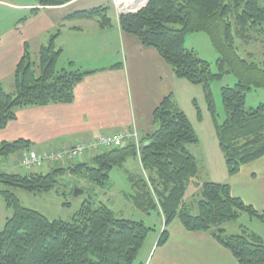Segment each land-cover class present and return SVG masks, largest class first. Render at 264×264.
I'll return each instance as SVG.
<instances>
[{
	"label": "trees",
	"instance_id": "trees-1",
	"mask_svg": "<svg viewBox=\"0 0 264 264\" xmlns=\"http://www.w3.org/2000/svg\"><path fill=\"white\" fill-rule=\"evenodd\" d=\"M37 15L41 9L62 7L75 0H36ZM112 5L73 12L66 21L96 20L101 29L112 27L109 11ZM121 30L134 36L141 46L155 48L173 70L175 77L206 93L208 110L216 117L211 84L231 73L238 83L222 88L226 120L216 123L219 148L231 176L241 168L264 157V104L246 110V97L255 86L264 88V62L256 63L254 53L245 59L239 54L238 41L251 45L264 38V7L260 0H150L139 13L121 16ZM206 33L220 55L219 73L185 45L190 33ZM52 36L33 58L26 51L15 71V90L7 92L0 84V131L17 119L19 110L49 105L72 104L75 88L89 72L59 70L63 55ZM199 120L203 117L197 108ZM155 131L143 138L125 140L120 148L104 150L87 162L71 163L69 169H52L50 174L21 175L0 169V195L12 216L0 232V264H137L140 251L153 228L143 221L118 218L103 203L86 202L73 222L51 221L42 213L26 208L11 189L33 194L50 193L57 178L66 171L83 174L97 186L110 181L114 168L124 166L132 158L141 163L142 172L129 180L134 188L130 196L136 209L146 213L157 211L165 228L158 241L162 246L169 239L167 228L176 219L190 232L211 233L238 264H264V241L243 230L240 235H227L223 226L238 221L243 213L264 224V210L235 197L225 183L203 182L198 213L188 208L186 194L199 177L198 161L189 147L200 144L195 127L168 95L156 108ZM33 144L24 139L0 142V157L9 158L30 151ZM21 161V160H20ZM57 164V162L52 163ZM66 206H69L66 204ZM142 264V263H140Z\"/></svg>",
	"mask_w": 264,
	"mask_h": 264
},
{
	"label": "crops",
	"instance_id": "crops-1",
	"mask_svg": "<svg viewBox=\"0 0 264 264\" xmlns=\"http://www.w3.org/2000/svg\"><path fill=\"white\" fill-rule=\"evenodd\" d=\"M83 1L75 0L62 7L41 9L37 15H32V10L39 6L30 0L28 5L19 7L30 10V13L16 26L0 32V84L5 90L8 85L9 93L15 90V71L26 51L36 59L41 48L47 46L52 36L58 33L55 45L63 50V55L57 67L64 58L66 67L62 65L60 70L92 73L76 86L72 104L19 110L17 119L0 131V142L24 139L33 144V151L53 152L93 141L102 134H132L136 131L140 139L155 131L153 114L168 95H173L181 107L182 91L192 89L188 81L175 77L155 48L141 46L134 36L121 30L114 9L116 21L107 29H101L96 20L66 21L65 17L73 13L71 11L57 18L56 14L52 17L47 14L48 11L70 10ZM104 2L102 4L112 5L111 0ZM81 10L86 9L76 11ZM74 56L88 58L86 62L93 65L88 68L78 66ZM100 58L103 60L99 61ZM93 153L87 152L79 162L90 161L98 154ZM216 154L220 168L215 169L212 161L208 160L209 180H197L194 186L200 190L206 180L229 184L235 197L263 211L264 157L243 166L239 174L231 176L220 148ZM55 165L50 164L49 169H54ZM98 203L111 208L114 201ZM258 224L263 230L264 226ZM164 228L162 224L160 234L153 229L157 238L151 242L146 262L142 264H238L234 254L217 242L211 233L190 232L178 219L167 228V242L159 246Z\"/></svg>",
	"mask_w": 264,
	"mask_h": 264
},
{
	"label": "rangeland",
	"instance_id": "rangeland-1",
	"mask_svg": "<svg viewBox=\"0 0 264 264\" xmlns=\"http://www.w3.org/2000/svg\"><path fill=\"white\" fill-rule=\"evenodd\" d=\"M29 1L30 0H0L1 33L10 27L16 26L20 19L30 13V10H21L19 8L22 5H28ZM33 2L37 3L36 0H33ZM103 2L104 0H85L70 10H63L59 12L48 11L47 14L50 17L55 16L56 14L57 18V16L60 17L68 11L74 12L80 9H92L95 7L108 5L102 4ZM260 5L261 7H264V0H260ZM109 13L110 17L116 21L113 8H111ZM60 27L61 26H59V28ZM88 38L89 37H87L86 40ZM237 43L239 54H241L245 59L247 58V53H254L252 59L254 62H264V38L259 39L257 42L251 45H245L240 41ZM185 45L188 50H192L200 59L202 58L207 61L210 64L212 72L219 73L217 61L220 59V55L206 33L200 32L188 34L185 38ZM74 57L75 63L78 66L88 68L93 65L86 62L88 58H79V56ZM100 60L103 59L100 58L99 61ZM62 65L66 67L64 58L62 59V62L59 63L57 69L60 70L61 67H63ZM237 83L238 77L236 78L231 73H225L221 80L214 81V83L211 84L210 90L212 91V98L215 102V111L217 114L216 117H213V115L210 114L208 110L206 93L201 86L187 84L189 87L191 86L192 89L190 88L191 90L182 91V97L180 99L181 108L186 113V115L189 116L191 124L196 128L198 136L200 137V144L193 145L188 148L192 155L195 156L196 161H198L200 173L197 180L202 181V179L204 180L208 177L209 173L207 175L206 169L208 160L212 161L213 167L215 169L220 168L219 160L216 159L215 156L217 155L216 153H219V140L217 137L216 123L222 124L227 118L222 101L221 89L225 88L226 86L234 87L237 85ZM6 87V91L9 92L8 85ZM246 100V110L250 111V109H256L260 107L261 104H264V88H256L254 86L247 94ZM197 108L201 111L203 117L202 121L199 120ZM102 135H99L96 137V139ZM76 146L64 147L61 150L65 148L71 149ZM35 152L37 154L44 152L48 153V150ZM94 152L102 153L103 151L97 150ZM26 153L27 152H24L22 155L17 154L9 158L0 157V169L7 173H18L21 175H27L31 173H40L45 175L53 172L52 169H49L50 164H52L49 162L45 163L43 166L33 167L31 169H26L22 166H19V159L22 161L23 155L25 156ZM95 153L93 154L95 155ZM13 162L15 163L14 165ZM70 167H72L71 163H57L53 168L55 170H59L69 169ZM140 167L141 165L137 159H128L122 168L117 167L111 171L110 181L104 187L97 186L91 182L86 175L73 174L71 171H66L57 178L58 183L50 193L33 194L21 189L11 190L17 195L24 207L42 213L51 221L73 222L75 216L80 211L84 203L90 201L92 203L95 202L96 204L98 201H102L106 204H109L110 200L112 199L114 203L110 206L118 218L125 220L129 219L135 222L143 221L149 228H153L157 231V234H160L162 224L163 227H165V225L159 213L157 211H150L149 213H146L142 210L136 209L132 199H130V196L134 195L135 192L129 180V176L130 173L133 175L140 174ZM207 180L209 179L207 178ZM186 196L185 202L187 203L188 208H190L192 214L196 215L199 209L198 202L201 200L200 190L197 188V186L193 185L188 189ZM66 204L69 206H66ZM12 214V210L6 206L3 197L0 195V232L4 229L6 220L10 218ZM258 223H261V225L264 226V224L258 218H252L247 213H243L238 221H231V223L225 224L223 228L226 230L227 235H240L243 233V230H248L253 234L254 232H258V235H261L264 240V229L262 230V228L259 226L260 224ZM150 233L151 234L148 240L145 242L144 247L138 255L137 264L146 262L147 254L151 248V242L153 239H155V237L157 238V234L155 236V233Z\"/></svg>",
	"mask_w": 264,
	"mask_h": 264
},
{
	"label": "built area",
	"instance_id": "built-area-1",
	"mask_svg": "<svg viewBox=\"0 0 264 264\" xmlns=\"http://www.w3.org/2000/svg\"><path fill=\"white\" fill-rule=\"evenodd\" d=\"M113 9L116 13L117 20L119 21L121 16L139 13L142 9L146 8L150 0H111ZM136 131L132 134H126L124 132L115 135H102L92 142L85 143L73 147L71 149H63L53 153H36L33 150L27 151L25 156L23 155L21 164L26 169L33 167L43 166L45 163H63V162H75L80 160L89 151L108 150L114 148H120L123 146L125 140L129 138H137Z\"/></svg>",
	"mask_w": 264,
	"mask_h": 264
}]
</instances>
